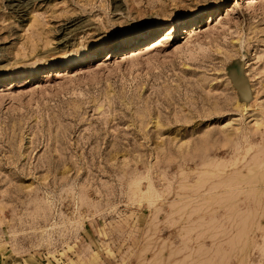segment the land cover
<instances>
[{
    "label": "rangeland",
    "instance_id": "374dc122",
    "mask_svg": "<svg viewBox=\"0 0 264 264\" xmlns=\"http://www.w3.org/2000/svg\"><path fill=\"white\" fill-rule=\"evenodd\" d=\"M0 264H264V0H0Z\"/></svg>",
    "mask_w": 264,
    "mask_h": 264
},
{
    "label": "bare ground",
    "instance_id": "6f19581e",
    "mask_svg": "<svg viewBox=\"0 0 264 264\" xmlns=\"http://www.w3.org/2000/svg\"><path fill=\"white\" fill-rule=\"evenodd\" d=\"M165 39V38H164ZM159 40V39H158ZM159 45V43H157L155 46H153V48H155L156 46H158Z\"/></svg>",
    "mask_w": 264,
    "mask_h": 264
}]
</instances>
